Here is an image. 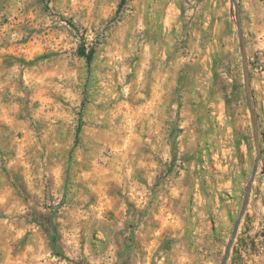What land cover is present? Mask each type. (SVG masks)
Segmentation results:
<instances>
[{
	"label": "rangeland",
	"instance_id": "1",
	"mask_svg": "<svg viewBox=\"0 0 264 264\" xmlns=\"http://www.w3.org/2000/svg\"><path fill=\"white\" fill-rule=\"evenodd\" d=\"M260 6L0 0V264H264Z\"/></svg>",
	"mask_w": 264,
	"mask_h": 264
},
{
	"label": "water",
	"instance_id": "2",
	"mask_svg": "<svg viewBox=\"0 0 264 264\" xmlns=\"http://www.w3.org/2000/svg\"><path fill=\"white\" fill-rule=\"evenodd\" d=\"M234 1L237 4V0H234ZM238 28H239L240 38H241V41L243 43L242 49H243V52H244V55H245L244 37H243V33H242V29H241L240 22H239ZM245 71H246V78H247V83H246V85H247V94H248V99H249V104H250L251 110L253 111L252 101H251V96H250V86H249V82H248V76L249 75H248V70H247V67H246V60H245ZM254 133H255L256 141L258 142V139H257V128H256L255 118H254ZM258 161H259V159L257 160L256 167L254 169L253 176H255V174H256L257 166H258ZM251 188H252V181H250V184L248 186V190L246 191L245 201H244V204H243V208H242V211L240 213L239 219H238V221L236 223V228H235V231L233 232L232 239L229 241V243L227 245V252H226V255L223 258L222 264H227L228 258L230 256V251H231V248H232L234 239H235L236 234H237V231H238V227H239L240 221L242 219V216H243V214H244V212L246 210L247 204H248V200H249V195H250Z\"/></svg>",
	"mask_w": 264,
	"mask_h": 264
},
{
	"label": "trees",
	"instance_id": "3",
	"mask_svg": "<svg viewBox=\"0 0 264 264\" xmlns=\"http://www.w3.org/2000/svg\"><path fill=\"white\" fill-rule=\"evenodd\" d=\"M79 52L81 55L86 56L89 60H91L93 57V51H90L89 53H87L84 47L80 48Z\"/></svg>",
	"mask_w": 264,
	"mask_h": 264
},
{
	"label": "crops",
	"instance_id": "4",
	"mask_svg": "<svg viewBox=\"0 0 264 264\" xmlns=\"http://www.w3.org/2000/svg\"><path fill=\"white\" fill-rule=\"evenodd\" d=\"M260 11H261V15L263 16L264 10H263L262 6H260ZM256 28L260 29L264 32V21H262V23L260 22V24Z\"/></svg>",
	"mask_w": 264,
	"mask_h": 264
}]
</instances>
